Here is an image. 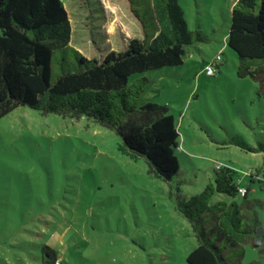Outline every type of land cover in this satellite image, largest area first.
I'll use <instances>...</instances> for the list:
<instances>
[{
    "label": "rangeland",
    "instance_id": "374dc122",
    "mask_svg": "<svg viewBox=\"0 0 264 264\" xmlns=\"http://www.w3.org/2000/svg\"><path fill=\"white\" fill-rule=\"evenodd\" d=\"M63 1L71 45L87 58L143 36L127 0H100L97 11ZM235 1L178 0L189 29L206 40L188 47L183 65L144 75L151 81L144 101L166 106L179 129L173 182L152 175L145 159L119 149L120 137L86 117L22 106L0 120V264H42L45 246L62 264H188L198 241L178 203L200 193L218 166L235 169L251 197H264L249 175L264 173V154L233 143L238 136L251 146L264 141L259 85L238 77V57L226 43ZM218 54L220 69L208 76ZM226 256L230 262L236 252ZM256 259L258 250L246 245L241 264Z\"/></svg>",
    "mask_w": 264,
    "mask_h": 264
},
{
    "label": "trees",
    "instance_id": "16d2710c",
    "mask_svg": "<svg viewBox=\"0 0 264 264\" xmlns=\"http://www.w3.org/2000/svg\"><path fill=\"white\" fill-rule=\"evenodd\" d=\"M81 1L98 10L100 0ZM127 1L143 36L119 52L87 58L71 45L73 28L63 0H0V120L22 106L86 117L120 137L119 149L145 159L152 175L173 182L180 172L179 129L166 106L144 101L151 86L144 75L183 65L188 47L206 38L189 29L178 0ZM231 15L226 43L238 57L237 75L256 81L264 98V0H236ZM216 58L211 63L220 69L222 58ZM233 143L264 154V141L251 146L238 136ZM249 175L264 191L263 171ZM240 181L235 169L220 166L200 193L179 201L198 241L188 264H241L246 245L258 250L250 264H264V197H251L250 185ZM230 251L236 256L228 262ZM57 260L56 251L45 246L42 264Z\"/></svg>",
    "mask_w": 264,
    "mask_h": 264
},
{
    "label": "built area",
    "instance_id": "2783aa9c",
    "mask_svg": "<svg viewBox=\"0 0 264 264\" xmlns=\"http://www.w3.org/2000/svg\"><path fill=\"white\" fill-rule=\"evenodd\" d=\"M216 59L219 60V59H221V58H220V56H217ZM205 72H206V74L209 75V76L214 75V74H215V68H214V65H213L212 63L209 64V65L206 67ZM217 168H220V166H218ZM239 192H240L241 194H245V193H246V189H245L244 187H241V188L239 189ZM54 264H62V263H61V260H57Z\"/></svg>",
    "mask_w": 264,
    "mask_h": 264
},
{
    "label": "crops",
    "instance_id": "0c3cea01",
    "mask_svg": "<svg viewBox=\"0 0 264 264\" xmlns=\"http://www.w3.org/2000/svg\"><path fill=\"white\" fill-rule=\"evenodd\" d=\"M60 259V258H59Z\"/></svg>",
    "mask_w": 264,
    "mask_h": 264
}]
</instances>
